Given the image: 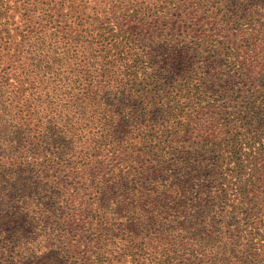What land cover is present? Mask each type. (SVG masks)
Here are the masks:
<instances>
[{
  "label": "trees",
  "instance_id": "trees-1",
  "mask_svg": "<svg viewBox=\"0 0 264 264\" xmlns=\"http://www.w3.org/2000/svg\"><path fill=\"white\" fill-rule=\"evenodd\" d=\"M0 264H264V0H0Z\"/></svg>",
  "mask_w": 264,
  "mask_h": 264
}]
</instances>
